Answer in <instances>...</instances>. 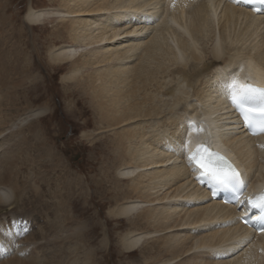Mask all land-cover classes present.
I'll list each match as a JSON object with an SVG mask.
<instances>
[{"label":"bare ground","instance_id":"obj_1","mask_svg":"<svg viewBox=\"0 0 264 264\" xmlns=\"http://www.w3.org/2000/svg\"><path fill=\"white\" fill-rule=\"evenodd\" d=\"M56 1V13L61 18V26L52 32L49 40L51 49L47 58L55 66L67 64L63 78L65 82H77L86 68L93 69L81 83L84 93H89V99L95 102L102 128L112 130L114 141L111 147L115 154L112 167L116 169L119 183L136 172L135 177L128 181L127 192L121 198L123 201L107 210L108 217L115 219L134 215L129 219V225L135 229L123 236L121 249L131 252L139 248L143 237L141 232H144L147 236L160 235L161 245L153 243L152 247L141 249L143 264H171L172 260L183 255L187 257L176 264H234V261H229L231 259L220 261L218 258L221 255L217 249L222 247L232 233H236L235 238L237 235H248L247 229L238 222L239 209L235 205H223L217 199L201 205L200 198H209L210 193L202 189L201 182L196 178L198 173L182 157L180 145L185 139L184 122L195 121L203 125L205 130H192L187 135L190 149L199 141L206 142L209 148H232L231 153L241 163L244 177L256 176L258 180L264 181V159L260 158L264 156V147H261L264 145V135L246 134L229 99L225 98L223 87L225 78L231 76L237 77L242 83L257 82L264 86V12L257 13L245 4L234 3L233 0H199L190 11L187 10V0H176L174 7L172 0ZM9 4L7 0H0V90H5L0 98V134L13 119L4 108L15 104L17 98L25 95L21 93V86L29 79L27 73L31 74L30 69L33 68L30 57L25 54L28 48L26 43L24 48L10 53L11 56L7 49L1 50L4 46L12 47H8L9 38L3 34L4 28L17 29V18L12 13L7 16ZM148 6L150 7L146 10L150 14L141 15L140 11ZM160 7L161 10L158 11ZM123 10L134 13L121 14ZM217 10L220 11L221 20L218 31L215 32L213 22ZM105 11L108 13L105 14ZM45 17L43 10H35L29 5L25 21L32 29L36 25H43ZM149 29L150 32L146 33ZM208 33L211 34L213 45L212 59L202 61L205 56L197 54L194 42ZM19 35H23L22 27L17 30L18 42L21 43L23 39ZM249 39L254 44L246 45ZM240 41L243 43L239 45ZM92 45L96 47L91 48ZM79 47L89 49L82 53L79 52ZM224 52L227 53L226 57ZM190 60L198 64L201 62L193 75L187 73L185 68ZM172 74H180L185 80L187 77L195 79V82L197 80L193 89L194 103L189 102L192 110L184 112L185 117L171 116L170 123L167 124L171 127L169 130L166 127H161L160 130L148 121L156 120L162 113L160 104L158 105V94L174 96L179 91L178 86L175 85L174 91V84L167 87L161 81ZM12 78L15 79L11 80ZM177 95L175 97L178 101L180 98ZM198 108L200 113H197ZM38 135L39 131L29 124L19 131L11 149L0 158L2 214H8L14 204L18 205V200L22 201L21 196L11 201V193L18 186H10V171L15 161L27 156L26 153L23 155V146L29 140L35 141ZM253 180L254 178L250 179L244 197L262 190L264 182L253 185ZM17 182L21 180L17 179ZM132 197L134 200H131ZM141 203L143 206L149 205V208L139 210ZM158 203H164L160 209L154 206ZM11 213L9 216H12ZM220 217L225 220L234 219L229 230L225 224H220L218 230L212 225L208 226L207 233L204 234L201 230L185 232L189 227L200 228ZM40 220L32 222L33 229L41 226ZM18 222L19 219L15 224L18 225ZM3 225L5 229L0 231V248L4 250L0 251V255L3 257L2 253L7 251L21 252L22 247L16 246L17 242L23 240L20 239L21 230H17V233V226H5V222H0V229ZM241 243L244 248L240 257L244 264H264V232ZM213 245L216 246V257L209 262L198 261L201 248ZM258 248L261 249L260 252ZM154 250L159 252V257H148ZM238 250L235 248L232 255ZM87 253L76 260L83 259L80 264H92L91 256ZM232 255L230 257L233 260ZM48 260L40 264H49ZM33 262L17 260L16 264H35Z\"/></svg>","mask_w":264,"mask_h":264},{"label":"rangeland","instance_id":"obj_2","mask_svg":"<svg viewBox=\"0 0 264 264\" xmlns=\"http://www.w3.org/2000/svg\"><path fill=\"white\" fill-rule=\"evenodd\" d=\"M7 1L10 3L7 16L12 13L17 18V29L4 28L3 34L8 35L9 38L8 42L6 41L8 47L10 45L12 47L4 46L1 50L7 49L9 55L17 49L24 48L26 43L28 48L25 54L28 58L30 57L33 68L30 69L31 74L27 73L30 80L26 79L21 86L23 90L21 93L25 95H20L21 97L14 101L15 104L4 108L13 119L0 134V158L11 149L10 147L17 139L19 131L29 124L34 126L40 135L36 136L35 141L29 140V143L23 146L25 151L23 155L26 153L27 156L17 158L18 160L14 162L10 171L12 179V181L9 179L10 186L15 184L16 187L18 186L17 190L11 193V201H15L17 196H21L22 201L18 200V205L14 204V207L9 210V213L12 212V216L16 217L9 216L8 212H6L8 214L0 212V222H5V226H17L15 231L21 230L20 239L23 240L17 242L16 246L17 248L22 247V251L19 253L11 252L7 256L0 257V264H10V262L16 264L17 260H29V262L34 261L33 263L40 264L47 259L50 261L49 264H80V261L83 262L84 260L76 259L87 252L91 256L92 264H143L141 249L150 247L153 243L161 245V237L154 234L151 235L152 237L147 236L146 233L137 230L143 235L141 243L139 242L140 247L131 252H126L120 247L121 239L129 230L134 231L135 227L129 225V219H132L134 215L116 219L107 215L109 208L114 207L115 203L123 201L121 198L123 193L127 192L128 181L135 177L136 172H132V175L130 174L129 177L122 179L119 183L116 169L112 167L115 156L113 147H111L114 141L113 134L111 135L112 130L111 128H102L98 111L95 109V102L89 99L91 98L89 93H84L81 83L86 80L87 75L93 69L86 68L82 76L79 77L80 81L65 82L63 78L67 64L55 66L48 60L47 54L51 49L49 40L53 35L52 32L61 26V18L56 13L58 9L56 0ZM187 1H189L187 10L190 11L195 2L199 0ZM29 5L35 10H43L46 14L43 19L44 24L34 26L33 30L25 21V14ZM149 7L143 8V11H140L141 15H149V10H146ZM160 10L161 7L158 11ZM131 12L133 11L126 12L123 10L121 14L129 13L128 15H130L134 13ZM106 13L108 11H105ZM66 19L63 18V20ZM220 20V11L217 10L213 22V27L216 28L215 32L218 31ZM21 27L23 35L22 37L19 35V37L23 39V43H19L17 37V30ZM150 30H147L146 33H149ZM10 34L13 35L10 36ZM208 34L194 42L197 54L206 57L202 61L212 59L213 45L211 34ZM242 43L240 41L239 45ZM252 43L254 44L249 39L246 45ZM94 47L96 45L91 46V48ZM89 48L79 47V52L83 53ZM224 55L226 57L227 53L224 52ZM198 66H201V62L198 64L196 61L190 60L185 68L187 73L193 75ZM183 77L180 74H172L161 80L167 87H172L174 84V91L176 86L179 87L176 95L179 94L177 97L180 100L177 101L176 95L158 94L160 99L158 105L160 104L162 113L156 120L148 121L152 122L154 127H158L160 130H162L161 127H166L169 130L171 127L167 124L170 123L171 116L174 115L173 117L177 118L181 115L185 117V113L192 110L190 104L194 103L193 89L194 86L196 87L197 80L195 82V79L190 77L185 80ZM4 91L0 90V98L2 94H5ZM163 105L165 106L163 107ZM200 111L198 108L197 113ZM154 127H152L153 130ZM237 131L238 129L234 133ZM164 133L167 134V131L164 130ZM260 158L264 159V156ZM17 179L21 182H17ZM131 200H134L133 197ZM163 204L158 203L154 206L160 209ZM139 205V210L149 208V205L143 206L142 203ZM24 217L28 218L31 224L40 218L41 226L37 227L38 229L30 228L29 233L26 234L23 231L27 227V220ZM17 219H19L18 225L15 224ZM24 220L25 226H19ZM42 220L43 222H41ZM208 226L210 225L206 224L200 228L198 226L189 227L185 232L194 233L195 230L196 232L201 230V233L204 234L207 233L204 229ZM3 229H5L4 225L0 231ZM39 236L45 238L41 239ZM24 239L28 240L24 241ZM27 241L29 242L27 243ZM214 249L215 247L207 246L201 248L200 259L197 260H200L201 263L213 260ZM242 250L239 249L237 255H232L233 260L228 257L231 259L229 261H234V264H244L240 257ZM157 252L155 250L150 252L148 257H159L157 256L159 252ZM185 257L187 256L176 257L171 264L179 263ZM263 257L262 262L264 261ZM220 261H224V259Z\"/></svg>","mask_w":264,"mask_h":264},{"label":"snow or ice","instance_id":"obj_3","mask_svg":"<svg viewBox=\"0 0 264 264\" xmlns=\"http://www.w3.org/2000/svg\"><path fill=\"white\" fill-rule=\"evenodd\" d=\"M175 2L176 0H172L173 7ZM233 2L240 3L241 0H233ZM243 3L264 5V0H243ZM253 10L260 12L262 9L254 7ZM223 87L225 98L229 99L238 112L244 128L253 135L264 134V87L242 83L235 76L226 77ZM192 130L202 132L205 129L195 121L186 120L183 132L185 139L181 141L180 147L182 152L187 153V160L192 170L198 173L196 178L201 183L207 182L211 186L213 195L230 192L235 203L247 207L245 216L241 217L244 223L257 222L253 226L264 232V193L255 198L241 199L246 182L240 171L222 153L210 149L206 142L198 144L194 150L190 149L186 137ZM3 250L0 248V251Z\"/></svg>","mask_w":264,"mask_h":264}]
</instances>
